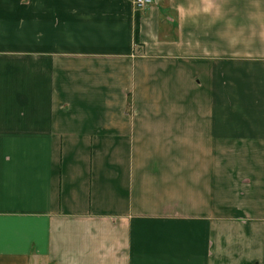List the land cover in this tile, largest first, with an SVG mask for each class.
<instances>
[{"label": "crops", "instance_id": "crops-1", "mask_svg": "<svg viewBox=\"0 0 264 264\" xmlns=\"http://www.w3.org/2000/svg\"><path fill=\"white\" fill-rule=\"evenodd\" d=\"M0 264H264V0H0Z\"/></svg>", "mask_w": 264, "mask_h": 264}, {"label": "built area", "instance_id": "built-area-1", "mask_svg": "<svg viewBox=\"0 0 264 264\" xmlns=\"http://www.w3.org/2000/svg\"><path fill=\"white\" fill-rule=\"evenodd\" d=\"M156 1L157 0H132V3L136 10H144L155 4Z\"/></svg>", "mask_w": 264, "mask_h": 264}]
</instances>
